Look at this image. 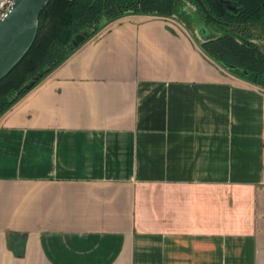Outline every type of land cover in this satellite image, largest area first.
I'll list each match as a JSON object with an SVG mask.
<instances>
[{"label":"crops","instance_id":"0c3cea01","mask_svg":"<svg viewBox=\"0 0 264 264\" xmlns=\"http://www.w3.org/2000/svg\"><path fill=\"white\" fill-rule=\"evenodd\" d=\"M192 26L120 16L0 116V264H264V87Z\"/></svg>","mask_w":264,"mask_h":264},{"label":"trees","instance_id":"16d2710c","mask_svg":"<svg viewBox=\"0 0 264 264\" xmlns=\"http://www.w3.org/2000/svg\"><path fill=\"white\" fill-rule=\"evenodd\" d=\"M182 1L50 0L39 16L33 44L0 80V116L110 21L131 13L176 18ZM190 1L217 32L199 40L202 51L231 73L264 87V0H201L206 11ZM79 34L84 37L76 43Z\"/></svg>","mask_w":264,"mask_h":264},{"label":"water","instance_id":"95a60500","mask_svg":"<svg viewBox=\"0 0 264 264\" xmlns=\"http://www.w3.org/2000/svg\"><path fill=\"white\" fill-rule=\"evenodd\" d=\"M49 1L14 0L6 15L0 18V80L19 62L33 44L39 28V16ZM196 1L206 11L202 1ZM200 29L202 33L209 31L204 26ZM75 39L82 40V34L76 36Z\"/></svg>","mask_w":264,"mask_h":264},{"label":"rangeland","instance_id":"374dc122","mask_svg":"<svg viewBox=\"0 0 264 264\" xmlns=\"http://www.w3.org/2000/svg\"><path fill=\"white\" fill-rule=\"evenodd\" d=\"M197 11H198V8L194 3H192L190 0H183L180 3V7L178 8V13H177L176 19L180 20V22H182V23H184V22L185 23H191V22L197 23L198 29H200L201 26H204L206 29H209V31L203 32L204 35H206V34L210 35L211 34L210 36L208 35L207 38H210V37L214 36L215 34H217V32L215 31V29L212 26L208 25L204 20H202L199 17L200 15L198 14ZM191 26H192V24H191ZM203 33H201V34L203 35ZM83 37H84V35L82 34V38ZM74 41L76 43L79 42V40H77V39H75ZM230 68H232V67L230 66Z\"/></svg>","mask_w":264,"mask_h":264},{"label":"built area","instance_id":"2783aa9c","mask_svg":"<svg viewBox=\"0 0 264 264\" xmlns=\"http://www.w3.org/2000/svg\"><path fill=\"white\" fill-rule=\"evenodd\" d=\"M14 0H0V18L4 17Z\"/></svg>","mask_w":264,"mask_h":264}]
</instances>
